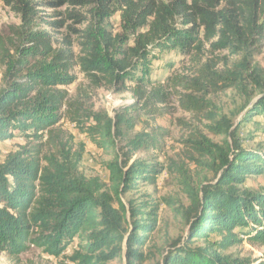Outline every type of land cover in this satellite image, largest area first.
Returning <instances> with one entry per match:
<instances>
[{"label":"trees","instance_id":"trees-1","mask_svg":"<svg viewBox=\"0 0 264 264\" xmlns=\"http://www.w3.org/2000/svg\"><path fill=\"white\" fill-rule=\"evenodd\" d=\"M2 1L21 24L1 47L0 144L23 143L0 163V253L16 260L35 246L59 257L79 240L69 257L74 264H145L159 251L149 244L161 204L124 198L169 176L189 204L164 202L188 233L168 243L155 264H254L227 252L244 244L264 247V188L250 186L264 176V147L245 148L238 138L248 124L264 134L256 119L264 117V65L257 60L264 49V0ZM46 9L63 10L58 17L64 20L46 23L67 29L62 41L39 27ZM116 16L119 32L111 23ZM155 51H178L190 60L188 75L166 85L154 81ZM217 53L226 55L210 57ZM76 67L93 90L131 94L129 112L112 119L86 108L84 96L72 99ZM228 91L245 100L237 125L212 99ZM173 93L184 109L209 122L208 134L222 138L214 142L195 131L185 142L188 160L207 172L197 185L182 162L159 160L162 134L151 124L134 138L129 134L144 117H162ZM68 114L111 156L108 183L79 171L81 157L68 150L60 128ZM139 152L156 154L135 158Z\"/></svg>","mask_w":264,"mask_h":264},{"label":"rangeland","instance_id":"rangeland-1","mask_svg":"<svg viewBox=\"0 0 264 264\" xmlns=\"http://www.w3.org/2000/svg\"><path fill=\"white\" fill-rule=\"evenodd\" d=\"M63 10H51L46 9L42 14V23L40 28L51 31L58 41H62L64 37L69 35L67 29L53 30L49 24L50 22H56L64 20L65 17H58V13ZM112 28L115 31L121 30L120 17L116 16L112 19ZM21 24V19L11 11V9L0 0V54L4 49L1 47H8L9 42L13 37L14 28ZM67 25L79 29L73 22H68ZM76 56H80L79 48L76 47ZM152 59V74L151 77L154 81L167 84L168 80L177 75H188L187 69L191 67L189 59L184 58L178 51H167L160 53L154 52ZM226 53H217L210 55L223 57ZM257 60L264 65V49L262 54ZM4 74V68L0 65V84L3 82L2 77ZM74 74L77 77V81L74 85L68 88L72 99H78L82 96L83 101L86 104V108L92 109L94 112L106 113L112 119H115L120 113L129 112L128 108L133 103V97L131 94L118 95L111 93L104 89L93 90L88 80L81 73L79 67H76ZM179 92L183 90L178 88ZM213 101L222 111V115L228 119H232L235 125L239 124L243 118L244 113L239 115V110L243 107L245 100L243 96L237 91H228L217 97H212ZM162 117L151 119L144 117L142 120L136 123L134 130L130 131V137L134 138L137 135L148 131L147 123L152 125V128L156 129V132L162 134L161 150L158 152L159 160L162 162L179 161L184 164L190 177L197 185V181L205 169L200 167L197 163H192L188 160V153L192 151L185 145V142L190 138L192 133L198 131L203 133L208 139L214 142L222 141V138L210 135L205 129V125L209 122L203 117L196 116L192 112H188L184 109L179 101V97L176 93L170 98L169 104L163 109ZM264 123V117L256 118ZM83 124H86L85 119L82 120ZM81 121V122H82ZM85 127H87L85 125ZM85 127L77 125L73 122L71 114L65 121L61 123V130L65 133V138L68 142V150L72 154L80 155L79 171L87 178H98L101 181L109 182V173L106 168V161L111 159V156L105 155L101 148L94 144L93 140L87 135ZM245 127V128H244ZM264 129V128H263ZM238 138L240 143L245 148L255 149L261 145L264 147V134L257 133L254 130L252 124L243 126L239 130ZM21 139H15L12 141L3 142L0 144V163H3L6 157L16 152L19 148V144H22ZM125 144H120L122 149ZM155 153L139 152L135 158L146 159ZM207 173V172H206ZM210 174V173H208ZM212 175H209L211 178ZM250 186L253 189L264 188V176L252 179ZM138 193L128 194L124 201L135 200L137 203H144L149 200V197L156 198L161 204V210L159 212V228L154 235L149 246L153 245V250L159 249L157 257L153 260H149L145 264H155L160 259V252L165 251L168 247V243L171 241H177L179 239H185L187 236V227L184 220L176 215L164 202L166 198L178 199L183 206L189 204L187 196L183 192V187L180 186L177 180L172 177L163 176L158 181V187L144 186ZM150 198V199H151ZM79 240H77L63 255L56 257L46 253L42 248L31 246L30 250L18 259H11L5 254L0 253V264H74L69 261V257L78 248ZM149 251V248L145 253ZM227 254H235L239 259H250L254 264L264 263V247H253L249 244L232 248ZM109 264H125V261H115Z\"/></svg>","mask_w":264,"mask_h":264}]
</instances>
